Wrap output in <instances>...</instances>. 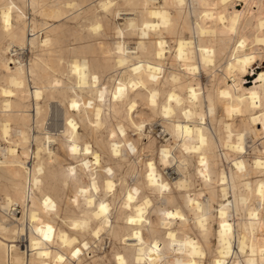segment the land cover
<instances>
[{
    "label": "bare ground",
    "instance_id": "bare-ground-1",
    "mask_svg": "<svg viewBox=\"0 0 264 264\" xmlns=\"http://www.w3.org/2000/svg\"><path fill=\"white\" fill-rule=\"evenodd\" d=\"M262 62L264 0H0V264H264Z\"/></svg>",
    "mask_w": 264,
    "mask_h": 264
},
{
    "label": "rangeland",
    "instance_id": "rangeland-1",
    "mask_svg": "<svg viewBox=\"0 0 264 264\" xmlns=\"http://www.w3.org/2000/svg\"><path fill=\"white\" fill-rule=\"evenodd\" d=\"M238 8L241 9V5H239ZM76 23L77 22H72L71 24L75 25ZM126 39H128V38H126ZM72 44L73 43L71 41H66L63 44L64 45L63 51L65 52V48L67 47V45L72 46ZM253 69H254L253 72H257L260 69H264V62H262L260 65H255V67ZM113 76H114V71L112 69H110L105 75L103 74V75L99 76V78H98L99 79V83H101V81H104L106 83V85L109 86L111 84V82H112ZM251 80H252V75H247L246 78H245L246 84H249V82ZM201 81H202V83H204V85H210L211 78L207 74H203V76L201 78ZM138 115H140V114H138ZM218 115H220L219 112H218ZM152 125H154V124H152ZM61 131H62V134H64V135L67 134L64 127L61 129ZM245 143H246V149L249 152L250 149H251V141L248 138V135H246ZM58 153L60 155V159H61L63 165H67L68 162H72V160H70L68 158V156L65 154V148H63L62 150H59ZM148 155H150V152H147V151L140 152L139 151V152H136V153H134L132 155L131 160L134 159L135 162H139V161L145 159V157L148 156ZM101 156H102V162H103L105 157L107 156V154L101 153ZM122 168H123V171H127V172L130 171V169H129L127 164L126 165L124 164L122 166ZM63 185L65 186V194H64L63 197H66L68 199V201H69V203L65 207H67V209L70 212V214H72V213L76 214V213H78V208H77V198L78 197L75 194V192H73L70 189L69 183L64 182ZM109 242L110 241H108L106 246H105L107 250L110 249Z\"/></svg>",
    "mask_w": 264,
    "mask_h": 264
}]
</instances>
